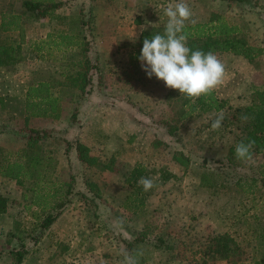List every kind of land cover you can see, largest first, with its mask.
<instances>
[{"label":"rangeland","instance_id":"1","mask_svg":"<svg viewBox=\"0 0 264 264\" xmlns=\"http://www.w3.org/2000/svg\"><path fill=\"white\" fill-rule=\"evenodd\" d=\"M22 1L0 0V10L12 2L11 10L21 12ZM63 1L64 5L54 11L55 16L23 15V59L0 70V124L6 127L0 143L10 150L26 146V139L16 136L12 128L23 124L20 111L27 81L61 86L55 91L62 97L63 118L55 122L36 118L32 124L52 132L44 147L57 159L53 180L65 187L71 185L72 190L66 196L67 206L48 230L35 225L31 232L40 235L35 239V235L32 238L26 233L33 217L43 216L42 211L32 205L27 208L28 200L21 197L23 189L19 185L9 178L0 180V195L7 198L6 212L0 214V264H10L6 240L11 233L24 238L29 248L23 264H123L125 250L137 258L138 264H193L200 260L209 239L225 230L237 240L238 252L227 260L209 259L207 264H252L264 258V236L257 239L253 235L254 230L264 231V187L257 182L252 193H244L246 183L240 186L238 182V178L245 177L243 182H250L249 177L258 174L264 156L227 161L228 147L237 130L233 125L211 129V120L218 113L223 112L224 125L235 107L250 102L253 85L264 87V51L251 62L230 52L215 53L226 69L215 92L228 101V107L179 122L175 120L177 106L164 101L169 88L154 75L149 78L141 61L134 64L129 60L141 32L164 27L168 17L163 9L176 0ZM186 2L193 15L185 23L222 16L239 26V36L246 42L264 47V0L248 4ZM7 34L18 41L21 38L18 31ZM59 34H77L72 42L87 43L93 65L88 85L92 92H88L85 104L78 106L75 122L71 114L75 102L82 99L67 77L78 70L72 64L81 60L83 49L60 43L63 40L59 42ZM161 120L177 125L173 137L165 129L151 128ZM88 123L104 127L113 138L109 141L110 135L104 133L102 140L95 135L93 139V130H87L86 139L90 140L97 164L76 163L71 135L78 128L82 133L81 128ZM181 147L182 152L178 150ZM185 153L193 157L183 156ZM106 162L112 165L111 170L100 168ZM135 166L144 168L141 177L153 180L149 191L134 194V186L126 181ZM162 172H171L175 177L163 180ZM201 172H206L217 187L201 185ZM134 196L141 197L142 204L134 201ZM116 219L124 221L120 230L113 227ZM120 235L123 240L117 239ZM133 235L143 240L127 244ZM119 241L124 244L123 252L118 249Z\"/></svg>","mask_w":264,"mask_h":264},{"label":"trees","instance_id":"2","mask_svg":"<svg viewBox=\"0 0 264 264\" xmlns=\"http://www.w3.org/2000/svg\"><path fill=\"white\" fill-rule=\"evenodd\" d=\"M222 1H226L228 4H248L251 2V0ZM11 3L7 9L0 11V66L13 65L23 59L22 53L20 52V46L23 42L22 23L24 14L32 13L37 18H44L46 16L54 15V11L64 5V1L23 0L22 11L16 12L11 10ZM58 17L62 18V16ZM164 30L165 26L144 29L139 36L138 45L129 54L130 62L135 64L140 61L138 57L145 38L150 39L152 35L164 34ZM13 31L19 32L18 37H21L19 41L12 37L10 38L7 34L8 32ZM240 33L241 29L237 24L230 23L222 16L218 15L212 16L206 22L185 23L184 29V34L187 36V46L191 50L198 49L205 53L209 51L213 53L230 52L243 56L251 62L264 51V47L251 45L246 42L243 37L239 36ZM59 35V42L61 39L63 40L60 43L65 44L66 46L78 45L77 48L79 51L80 49H83L81 60L72 64L78 67V70L74 73L69 72V76L67 75V78L71 79L70 82H72L73 86L79 91V100L82 99V102H75L74 111L71 114V121L75 122L78 106L86 102L87 94L91 91L90 88L88 89V85L91 77L90 71L92 70L93 65L87 55V43L83 40L72 42V38H77V34L74 36ZM55 88L59 91L61 86L55 87L45 81H35L27 84L22 109L20 111V117L23 124L22 126L12 128V132L16 136L26 139V146L24 148H19L18 150H10L0 146V175L9 179H14L16 184L23 189L21 197L27 198L28 209L32 205L35 206V208H39L43 213V216H38V218L34 214V222L31 224L30 231L26 233L28 237H34L35 235V239L40 237V235L37 236L31 232L35 225L37 226L38 224V229L42 231L48 230L67 206L68 198L66 196L70 195L72 190L71 185L65 183L67 185L65 187L62 183H56L53 180L52 174L56 167L57 159L52 154L51 150L46 151L44 147V142L50 138L52 132L32 124V121L36 118H45L53 122L59 121L63 118L64 108L62 105L63 102L61 101L62 97L55 91ZM163 97L167 105L177 106L179 114L175 117V120L179 122L194 118L197 115L206 112H219L228 107V101L220 98L215 90L209 96H201L195 99V102H193L192 99L185 97L183 94H180L179 90L171 88L165 92ZM2 102L3 97L0 96V103ZM242 114L248 115L250 119L246 122L242 121L240 119ZM228 117L229 120H227L224 125L222 124L221 128L233 125L237 130V134L232 145L228 147L226 155L227 161H244L238 160L235 155V146L242 140L245 142L248 140L255 141V145L251 149L252 157L260 154L264 156V87L253 85L250 102L235 107ZM151 128L153 130L156 128L165 129L166 132L173 137L177 125L173 124V121L168 122L167 120H161L151 124ZM5 130L6 127L3 124H0V132H4ZM78 131L79 130H76L75 134L71 135L74 140L73 144L76 160L79 161V163L85 162L97 164L95 163L96 159L94 156L90 154V148L81 141L79 136L80 132ZM168 143L171 142H167V144ZM178 150L182 152V147ZM182 155L187 158L193 157L192 154L187 153ZM108 162L100 168L102 170H111L112 165H108ZM259 167L258 174H253L249 177L250 182H243L247 179L246 177L243 179L238 178L240 186L243 183H246L247 185L246 189L242 188L244 193H252L257 182H260L261 186L264 187V160ZM144 173L143 167L135 166L126 177V181L131 187L134 186L135 188L134 194L143 191V188L138 181L141 176H144ZM160 177L163 180H167L171 177H175V174L171 172H162ZM200 184L206 187H217L215 186L214 181L208 180L206 172H201ZM133 200H136L138 204H142L143 202V199L138 196H134ZM6 202L7 198L0 195V214L6 212ZM17 225L18 224H16V226ZM18 235L19 234L11 233L9 235L10 237L6 240L9 245L7 254L11 259L10 264H23L24 258L29 252V248L25 245L24 238L20 239ZM253 235L254 238L261 239L262 235L264 236V231L259 229L254 230ZM117 239L123 240L124 238L120 235ZM141 240H143L142 237L133 235V239L127 241V244H133ZM121 244L119 243L120 247L118 246V249L122 251L125 248L123 242H121ZM238 249L239 244L237 240L229 231L225 230L216 233L209 239V242L201 252L200 260H195L193 264H207L209 259L227 260L235 255L238 252ZM255 250L258 249L256 248ZM252 264H264V258L261 257V259Z\"/></svg>","mask_w":264,"mask_h":264},{"label":"clouds","instance_id":"3","mask_svg":"<svg viewBox=\"0 0 264 264\" xmlns=\"http://www.w3.org/2000/svg\"><path fill=\"white\" fill-rule=\"evenodd\" d=\"M168 17L164 34H155L143 40V46L138 59L141 67L151 78L153 75L164 82L165 86L179 90L185 97L195 99L209 96L223 82L225 65L209 51L191 50L187 46V36L184 34L185 21H189L193 13L186 0H176L169 3L164 9ZM195 23L194 20L191 21ZM224 115L220 112L211 120V129L219 130L222 126ZM240 119L248 121L250 117L242 114ZM255 141L242 140L235 146V155L238 160L252 159L251 149ZM138 183L144 191L153 188L151 178L141 177ZM124 226L123 219H116L113 227L117 230ZM123 264H138V260L127 250L122 253Z\"/></svg>","mask_w":264,"mask_h":264},{"label":"crops","instance_id":"4","mask_svg":"<svg viewBox=\"0 0 264 264\" xmlns=\"http://www.w3.org/2000/svg\"><path fill=\"white\" fill-rule=\"evenodd\" d=\"M51 1H63V0H51ZM0 11H3V10H0ZM65 49V48H64ZM21 61V60H20ZM19 61V62H20ZM18 62V63H19ZM18 63H16V65L18 64ZM13 65H15V64H13ZM7 66H10V65H6V66H0V70L2 69V68H5V67H7ZM29 83V81H27L26 82V86H25V89H24V92H26V88H27V84ZM94 87V86H93ZM0 96L2 97V93L0 94ZM85 104V103H84ZM126 109V108H125ZM2 110V103H0V111ZM94 110L92 109V112H93ZM89 124L90 123H88L87 125L88 126H83L81 129H83V131H82V133H79V136H80V139H81V141L83 142V143H85L89 148H90V154L92 155L93 153H92V150H91V147H90V145L88 144V142L90 141V140H88V139H86L87 138V135L86 134H88V132H87V130L88 129H92L93 131H92V134L90 135V136H92V138L93 139H95L94 138V135L95 136H97L96 138H99V139H101V135H103L104 133L105 134H109L110 135V138L108 139L109 141L111 140V139H113L112 138V136H111V132H109V130H106L104 127H97V126H94V125H90L89 126ZM78 130H79V128H78ZM112 131V130H111ZM79 132V131H78ZM3 132H0V135L2 134ZM154 134V133H153ZM167 135L168 136H170V137H172V135H170L169 133H167ZM98 139V140H99ZM97 140V141H98ZM102 140V139H101ZM90 143V142H89ZM92 143V142H91ZM0 146L1 147H3V144L2 143H0ZM5 148V147H4ZM76 158V157H75ZM76 163H79V161H77L76 160ZM81 163V162H80ZM5 179H7L6 177H3V176H1L0 175V180H5ZM8 180H12L14 183H16L15 182V180L14 179H8ZM1 196H3V195H1ZM5 197V196H4ZM9 257V256H8ZM9 259H10V257H9Z\"/></svg>","mask_w":264,"mask_h":264}]
</instances>
